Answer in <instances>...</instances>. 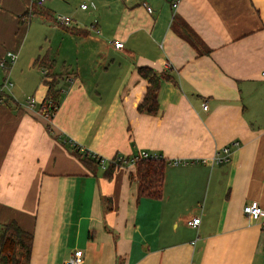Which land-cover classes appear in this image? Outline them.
Listing matches in <instances>:
<instances>
[{
	"label": "crops",
	"instance_id": "1",
	"mask_svg": "<svg viewBox=\"0 0 264 264\" xmlns=\"http://www.w3.org/2000/svg\"><path fill=\"white\" fill-rule=\"evenodd\" d=\"M36 1L0 0V59L18 53L0 104V230L14 219L33 233L29 264L77 249L82 264H264V217L243 212L264 207V0ZM44 55L62 89L50 118ZM139 65L166 74L156 113L137 108ZM141 150L168 161L160 198L113 162Z\"/></svg>",
	"mask_w": 264,
	"mask_h": 264
},
{
	"label": "trees",
	"instance_id": "2",
	"mask_svg": "<svg viewBox=\"0 0 264 264\" xmlns=\"http://www.w3.org/2000/svg\"><path fill=\"white\" fill-rule=\"evenodd\" d=\"M40 8L37 4L32 8V11ZM50 15V13H49ZM56 20V18H55ZM72 32H82L75 27L66 26ZM182 33L194 42L196 35L189 29L188 25L183 29ZM199 41V40H197ZM36 63L40 66L48 68L45 74V82L48 85L47 94L42 103H47L51 106L52 111H56L62 94V89L59 86V76L52 73V68L55 59L44 56H38ZM139 74L147 79L148 86L142 100L137 108L139 111L156 113L159 109L158 90L160 82L164 74L156 71L152 66L139 65L137 67ZM169 78V76H166ZM78 152V149L76 148ZM94 158L97 162L99 159ZM110 164V163H109ZM168 161L161 154L156 156L139 158L135 163V171L130 172L129 178L136 181L138 187V195L151 198H160L163 194V186L165 180V169ZM114 165L110 164L107 170V175L111 176ZM33 243V233L23 229L16 220H11L3 223L0 230V264H29Z\"/></svg>",
	"mask_w": 264,
	"mask_h": 264
},
{
	"label": "built area",
	"instance_id": "3",
	"mask_svg": "<svg viewBox=\"0 0 264 264\" xmlns=\"http://www.w3.org/2000/svg\"><path fill=\"white\" fill-rule=\"evenodd\" d=\"M45 0H37V4L42 5L44 3ZM180 0H172V6L173 7H177L179 4ZM81 7L86 8L87 4L86 3H82ZM147 9L149 11H151V7L147 6ZM56 22L60 25H66L69 26L72 23V17L68 16V15H64V14H57L56 15ZM114 45L117 48H120L123 46V42L121 40H115L114 41ZM7 56L6 57H2L0 59V65L4 68L7 69V66L11 63L14 62L18 56V53L15 51H7ZM44 73L46 74V70H44ZM12 85L11 80L8 78V76L5 78L4 83L0 85V104H2L4 102V88L8 87ZM27 104L30 107H34L36 104V100L34 97H28L27 99ZM203 107L206 109L208 106L206 103L203 104ZM41 109L43 111V114L46 118H50L52 116V114L54 113V111H52V108L49 104L47 103H42ZM238 144V141H233L231 144L225 145L223 147H221L220 149H218L213 157H212V161L213 162H223V161H227L230 158V154H231V146L232 145H236ZM156 153H151L149 151L146 150H141L136 154L130 155V156H126V155H116L114 157V164L117 166H122V165H135L136 161L139 158H144V157H150V156H156ZM93 157H96V159H99L101 163H105L106 160L103 157H100L98 155H92ZM173 163L177 164L179 163L178 160H174L172 161ZM243 212L244 214H246L248 217L252 218V219H259L261 217H264V207H262L258 201L253 200L251 202H248L244 205L243 207ZM200 222V217L196 216L193 217L191 219L188 220V224L190 225H198ZM263 261H264V257H263ZM83 262V251L81 249H77L74 251L73 255L65 261V264H82Z\"/></svg>",
	"mask_w": 264,
	"mask_h": 264
},
{
	"label": "rangeland",
	"instance_id": "4",
	"mask_svg": "<svg viewBox=\"0 0 264 264\" xmlns=\"http://www.w3.org/2000/svg\"><path fill=\"white\" fill-rule=\"evenodd\" d=\"M84 1H87V3L89 4L90 3V0H84ZM75 3H78L77 6L80 5V0H76ZM67 15V14H66ZM71 16V15H70ZM66 26V25H65ZM13 62H11L10 64H12ZM10 64L7 66V68L10 66ZM5 71H6V68L2 67L0 65V82H2V84L4 83V76H5ZM1 85V84H0Z\"/></svg>",
	"mask_w": 264,
	"mask_h": 264
}]
</instances>
